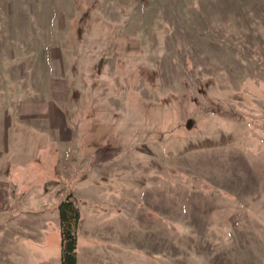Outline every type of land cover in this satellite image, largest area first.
<instances>
[{
    "label": "rangeland",
    "instance_id": "374dc122",
    "mask_svg": "<svg viewBox=\"0 0 264 264\" xmlns=\"http://www.w3.org/2000/svg\"><path fill=\"white\" fill-rule=\"evenodd\" d=\"M264 264V0H0V264Z\"/></svg>",
    "mask_w": 264,
    "mask_h": 264
},
{
    "label": "trees",
    "instance_id": "16d2710c",
    "mask_svg": "<svg viewBox=\"0 0 264 264\" xmlns=\"http://www.w3.org/2000/svg\"><path fill=\"white\" fill-rule=\"evenodd\" d=\"M60 247L62 264H76L75 231L79 223L78 209L72 202L64 201L59 205Z\"/></svg>",
    "mask_w": 264,
    "mask_h": 264
}]
</instances>
